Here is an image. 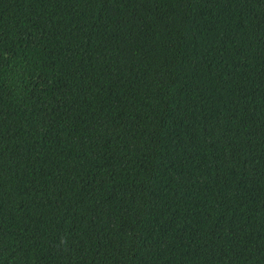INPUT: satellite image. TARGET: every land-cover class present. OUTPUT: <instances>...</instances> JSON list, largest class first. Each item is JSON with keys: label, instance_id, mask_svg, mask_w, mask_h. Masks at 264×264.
Wrapping results in <instances>:
<instances>
[{"label": "trees", "instance_id": "1", "mask_svg": "<svg viewBox=\"0 0 264 264\" xmlns=\"http://www.w3.org/2000/svg\"><path fill=\"white\" fill-rule=\"evenodd\" d=\"M0 264H264V0H0Z\"/></svg>", "mask_w": 264, "mask_h": 264}]
</instances>
